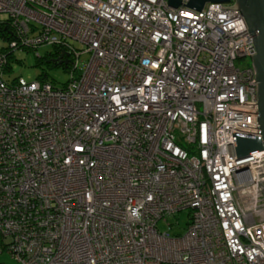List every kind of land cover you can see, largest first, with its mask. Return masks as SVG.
I'll return each instance as SVG.
<instances>
[{
  "label": "built area",
  "instance_id": "obj_1",
  "mask_svg": "<svg viewBox=\"0 0 264 264\" xmlns=\"http://www.w3.org/2000/svg\"><path fill=\"white\" fill-rule=\"evenodd\" d=\"M177 1L0 0L11 264H264V148L234 153L259 134L251 63L235 66L251 35L231 1ZM45 45L89 59L59 88L4 77L13 50ZM183 210L182 232L156 228Z\"/></svg>",
  "mask_w": 264,
  "mask_h": 264
},
{
  "label": "rangeland",
  "instance_id": "obj_2",
  "mask_svg": "<svg viewBox=\"0 0 264 264\" xmlns=\"http://www.w3.org/2000/svg\"><path fill=\"white\" fill-rule=\"evenodd\" d=\"M8 45L7 40L0 37V48H5ZM73 47L82 49L78 44L73 43ZM51 51V46L45 45L34 49L17 48L11 52L8 65L4 73V77L8 80L13 78H22L25 81H33L37 78L40 72H44L46 80L59 88L69 77V73L63 66H54L50 63H37V56H43L46 52ZM89 59L88 52H80L76 58H72L71 62L76 63L74 75L79 74L85 67ZM250 58L245 57L235 61V66L242 68L250 65ZM187 222V211L183 210L176 213L174 216H169L165 220H160L156 224L159 231H165L169 234L180 233L183 231L185 223ZM169 224V225H168ZM0 262L4 264H11L12 260L6 252L0 253ZM164 264V263H162Z\"/></svg>",
  "mask_w": 264,
  "mask_h": 264
},
{
  "label": "water",
  "instance_id": "obj_3",
  "mask_svg": "<svg viewBox=\"0 0 264 264\" xmlns=\"http://www.w3.org/2000/svg\"><path fill=\"white\" fill-rule=\"evenodd\" d=\"M206 1L229 2L230 7L223 9L237 10L243 18L255 54L251 55L250 62L256 91V115L255 120L259 128L257 136L235 135L234 153L237 157H242L252 151L264 148V0H190L187 6L199 10ZM172 5L178 4L177 0H168ZM261 160H264L262 158ZM264 166V163H263Z\"/></svg>",
  "mask_w": 264,
  "mask_h": 264
},
{
  "label": "trees",
  "instance_id": "obj_4",
  "mask_svg": "<svg viewBox=\"0 0 264 264\" xmlns=\"http://www.w3.org/2000/svg\"><path fill=\"white\" fill-rule=\"evenodd\" d=\"M3 26L0 28V37L4 38V39H10V37L8 36L7 33V29H5L4 31H2ZM1 49V48H0ZM11 57V54L7 55V65H8V61L9 58ZM70 61L71 59L69 58V55L62 51V49L59 46H54L51 47V51L46 52L43 56H37V63H50L54 66L60 65L63 66L64 69L68 72L69 68H70ZM16 78H13L12 80H14ZM37 79L40 80H46V76L44 72H40L37 76ZM50 82V81H48ZM51 83V82H50Z\"/></svg>",
  "mask_w": 264,
  "mask_h": 264
}]
</instances>
